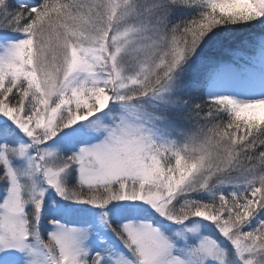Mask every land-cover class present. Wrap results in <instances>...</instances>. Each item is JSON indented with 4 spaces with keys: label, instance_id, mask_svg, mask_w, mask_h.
Returning a JSON list of instances; mask_svg holds the SVG:
<instances>
[{
    "label": "snow or ice",
    "instance_id": "snow-or-ice-1",
    "mask_svg": "<svg viewBox=\"0 0 264 264\" xmlns=\"http://www.w3.org/2000/svg\"><path fill=\"white\" fill-rule=\"evenodd\" d=\"M0 264H264V0H0Z\"/></svg>",
    "mask_w": 264,
    "mask_h": 264
},
{
    "label": "rangeland",
    "instance_id": "rangeland-1",
    "mask_svg": "<svg viewBox=\"0 0 264 264\" xmlns=\"http://www.w3.org/2000/svg\"><path fill=\"white\" fill-rule=\"evenodd\" d=\"M88 217V214L83 210H79L73 216L68 217L69 220H80Z\"/></svg>",
    "mask_w": 264,
    "mask_h": 264
}]
</instances>
